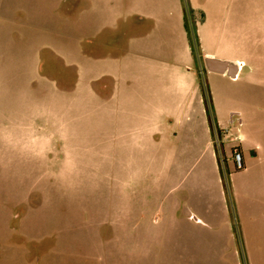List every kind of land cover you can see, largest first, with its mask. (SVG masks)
<instances>
[{
    "label": "rangeland",
    "instance_id": "374dc122",
    "mask_svg": "<svg viewBox=\"0 0 264 264\" xmlns=\"http://www.w3.org/2000/svg\"><path fill=\"white\" fill-rule=\"evenodd\" d=\"M144 1L133 0L134 16L151 13ZM69 3L0 0V264H186L188 256L201 264H264V118L251 124V132L263 130L256 144V133L247 140L259 171L245 176L226 161L234 160L239 144L231 147L237 138L218 126L200 72L206 112L186 106L179 124L163 114L146 129L153 103L179 104L176 90L155 95L147 88H158L166 74L164 65L158 73L147 60L168 51L176 55L178 31L162 33L160 24L148 41L137 42L117 65L131 94L125 99L116 87L104 101L89 93L87 82L103 65L117 66L111 59L90 64L80 45L90 31L111 45L114 10L108 7L119 0H85L86 12L75 23L63 17ZM207 3L216 16L227 6L234 9L233 34L227 35L232 45H223L222 55L250 62L248 55L261 67L264 0ZM185 11L192 58L202 66L196 29L201 15L188 5ZM255 76L264 79V72ZM210 81L232 85L227 99L241 106L255 104L264 91L257 86L254 94L245 88L236 95L228 79ZM173 126L176 132H169ZM241 191L260 204L251 217L260 228L249 243L238 207ZM195 205L213 212V223H194L188 208ZM25 244L34 254L30 262L23 257Z\"/></svg>",
    "mask_w": 264,
    "mask_h": 264
},
{
    "label": "crops",
    "instance_id": "0c3cea01",
    "mask_svg": "<svg viewBox=\"0 0 264 264\" xmlns=\"http://www.w3.org/2000/svg\"><path fill=\"white\" fill-rule=\"evenodd\" d=\"M132 3L133 0H119V4L116 8L113 5H109L108 8L114 10L113 14L112 12L110 13L113 19V25L110 28V31L114 34V38H110L112 43L107 46L104 45V42L102 44V41H100L97 37H93L94 33L93 31H90L87 34L90 36L88 37V41L85 43L82 42L83 45H80V48H82L81 51L85 54L86 59H88L87 61L90 64L95 63L102 65V63L105 64L104 61L111 59L115 63V66H119L130 51L134 49V45H138L137 42L149 40L154 26L159 27L160 24L163 25L162 28L165 30L162 33L170 32L171 28L175 29L178 31L180 41L182 42L181 48L176 55H170L168 54V51L167 54H158L147 60L149 67L154 68L158 71V73H160L159 67L164 65L162 74L166 73L164 80L161 82V85L159 84L158 88L149 85L147 88L153 90L154 94L156 91L165 92V89L167 88L176 90L181 96L178 102L179 104L176 105L175 108H172V106L164 104L163 102H160L161 104L159 102H155V105L153 103L145 121L148 124L146 129L151 130L152 127L156 126L154 124V122H156L155 120L162 118L163 114L166 116L169 115L170 118L171 116L175 117L179 124L181 120L180 116L182 115V111H185L184 108L186 106L192 107L196 104V110L200 107L206 112L207 101L202 93V87L200 86L198 77V72H200L203 77L207 78L209 83L208 85L210 86V92L213 100V109L218 126L228 129V132L235 135L237 140L236 142L231 141L230 146L234 145V143H238L239 146L235 147V150L239 149L244 156V167L235 172H238L240 176H245L251 171L253 172L256 167L257 171H259V165L256 164L258 162V156L253 155L252 153L251 155H248V150L251 149V146L250 142L247 143V140L249 141V138L251 139L252 133H256L254 135V144H256L259 139L260 132H263L262 127L258 128L259 132H251V124L254 123V126L257 121L261 123L262 118H264V91L261 92V97L255 104L247 106H241L239 104L236 105L232 104L227 99L229 98V94H226L228 93L226 90L230 89L232 85L230 87H226L221 84L222 82L213 85L210 80L212 79V76L226 78L231 81L232 84L234 83L236 95L240 94L241 90L245 88H253L252 93L254 94L257 86H261L264 89V79H260L259 76H255L256 72H264V64L260 67L251 56L247 55V57L252 61L248 62L239 60L241 65L236 71V76L231 78L226 74H220L207 70L204 63L205 56L234 61V59L224 57L222 55V46L230 44L231 47L232 45V42L227 38V35L233 31L234 21L232 19V14L229 12H234V9H230L227 6L225 7V12H221L218 16H216L215 12H213L209 7L207 0H189V2H186L185 0H151V4L150 0H146L145 5L148 4V6L145 7L144 5V7L151 10V13H143V15L134 16V13H132ZM187 5L192 8L194 13L201 15V18L196 20V29L199 38L200 52L203 56L202 66H199L198 63L196 64L192 58L193 51L188 37V27L185 16V9ZM85 9V0H71L68 8L65 12H63V17L70 19L72 23L78 22V20L86 12ZM132 19H135V21H131ZM231 25L232 27L229 29ZM104 30H107V28L100 27L99 31L103 32ZM96 33L99 34L98 32ZM103 34L106 35L107 33L104 32ZM118 66L116 69H109L105 64L103 65L102 71L90 77L91 79L87 82V89L89 93L101 100L108 101L113 96L114 90L117 87V90L121 92L124 98L130 95L131 93L126 92L129 79L124 72L119 70ZM77 71L78 74H80V68H78ZM79 86L80 81H77L70 93L72 94L75 92ZM231 97H233V95H231ZM232 113L234 114L233 119L230 117ZM254 116H258V118L254 119ZM158 127L160 132H167L164 127ZM169 132H176L174 126L173 128H169ZM224 154H227L225 148ZM226 161L233 166L234 160L229 161L227 157ZM254 179H258V177H255ZM241 182L242 181H240V179L237 180L236 186L238 189L240 188ZM239 195L238 207L243 220V228L245 230L244 233H246V238L249 243L254 231L256 234L260 228V225H258L255 230L254 225L251 223V217L259 209L260 204L257 203L255 198L251 199V195L246 194L244 191H241V194ZM254 195L256 194H253V196ZM199 209L200 208L196 205L188 208V214L189 217L192 218L191 220L194 223H213V212L207 213L205 209ZM39 245L41 247V244ZM22 248L23 257L30 262L29 258H31V255H34L31 252L32 249H30L31 251L29 250L30 246H28V244H25ZM42 252L41 254H43ZM187 258L188 259H186V261L184 260L186 264H201L202 262V260L200 262V260H194V258L189 256ZM255 263L263 262L255 261Z\"/></svg>",
    "mask_w": 264,
    "mask_h": 264
},
{
    "label": "water",
    "instance_id": "95a60500",
    "mask_svg": "<svg viewBox=\"0 0 264 264\" xmlns=\"http://www.w3.org/2000/svg\"><path fill=\"white\" fill-rule=\"evenodd\" d=\"M204 63L207 70L220 74H226L231 78L236 76V71L241 65V62L239 61H230L212 56H205Z\"/></svg>",
    "mask_w": 264,
    "mask_h": 264
},
{
    "label": "trees",
    "instance_id": "16d2710c",
    "mask_svg": "<svg viewBox=\"0 0 264 264\" xmlns=\"http://www.w3.org/2000/svg\"><path fill=\"white\" fill-rule=\"evenodd\" d=\"M191 44V48L193 49V44L192 42H190ZM236 152H238L239 154H241V151L239 149L236 150ZM233 153H235V151L233 150ZM223 161H225V158L223 157ZM244 167V164L243 165H237L234 161H233V168L235 171H239L241 170L242 168Z\"/></svg>",
    "mask_w": 264,
    "mask_h": 264
},
{
    "label": "built area",
    "instance_id": "2783aa9c",
    "mask_svg": "<svg viewBox=\"0 0 264 264\" xmlns=\"http://www.w3.org/2000/svg\"><path fill=\"white\" fill-rule=\"evenodd\" d=\"M240 155L238 152H235L234 153V162L237 164V165H241V162H240Z\"/></svg>",
    "mask_w": 264,
    "mask_h": 264
},
{
    "label": "flooded vegetation",
    "instance_id": "af4514ba",
    "mask_svg": "<svg viewBox=\"0 0 264 264\" xmlns=\"http://www.w3.org/2000/svg\"><path fill=\"white\" fill-rule=\"evenodd\" d=\"M230 117H231V119H233V117H234V114L232 113V114L230 115Z\"/></svg>",
    "mask_w": 264,
    "mask_h": 264
}]
</instances>
